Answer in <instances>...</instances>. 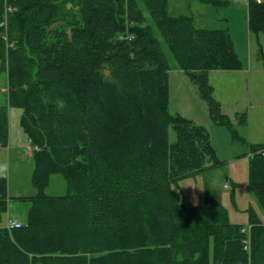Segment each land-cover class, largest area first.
I'll return each instance as SVG.
<instances>
[{"label": "trees", "instance_id": "obj_1", "mask_svg": "<svg viewBox=\"0 0 264 264\" xmlns=\"http://www.w3.org/2000/svg\"><path fill=\"white\" fill-rule=\"evenodd\" d=\"M6 5L0 0V60L9 59L0 146L8 141V108L20 110L38 193L25 224L8 229L0 175V264H264V223L252 209L246 234L213 199L196 212L173 189L220 162L205 127L169 112L171 69L144 11L214 121L226 125L208 73L242 66L228 30L170 16L167 0ZM247 27L264 33V1L248 0ZM250 148L249 187L264 214V155L257 153L264 145ZM55 174L67 181L63 196L43 193Z\"/></svg>", "mask_w": 264, "mask_h": 264}, {"label": "rangeland", "instance_id": "obj_2", "mask_svg": "<svg viewBox=\"0 0 264 264\" xmlns=\"http://www.w3.org/2000/svg\"><path fill=\"white\" fill-rule=\"evenodd\" d=\"M167 2L170 16L192 17L196 28L227 29L242 64L239 70H211L208 73L213 98L220 105V114L227 117L230 124L216 123L198 88L177 69L161 35L144 11L171 69L168 78L169 112L205 127L220 162L218 166L210 165L202 172L179 180L173 189L178 196L185 197L196 212L203 209L206 197L213 199L225 208L229 222L242 226L248 234L251 209L264 223L263 211L250 190L248 176L250 147L252 144H264V33L248 30L246 0H230L229 5L221 7L198 0ZM8 18L7 25L2 28V35L7 33L6 41L10 37ZM8 61L7 54L0 60V106L7 102ZM104 74L110 76L108 71ZM20 115V110L8 108V141L0 146V175L6 179L8 193L3 225L8 219L25 224L29 198L38 193L32 179L33 147L20 125ZM175 140V132L170 127L168 142L172 144ZM67 189L65 177L55 174L49 178L43 193L63 196ZM207 264H211L210 261Z\"/></svg>", "mask_w": 264, "mask_h": 264}, {"label": "built area", "instance_id": "obj_3", "mask_svg": "<svg viewBox=\"0 0 264 264\" xmlns=\"http://www.w3.org/2000/svg\"><path fill=\"white\" fill-rule=\"evenodd\" d=\"M263 1L264 0H256L257 3H261ZM4 4L6 5V0H4ZM13 10H14L13 7L10 4H7L5 7V14H10ZM3 40L6 41V36H3ZM6 44L9 46L8 41H6ZM257 153L264 155V149L258 150ZM19 227H21V224L15 220L8 219L6 222V228L8 229H14Z\"/></svg>", "mask_w": 264, "mask_h": 264}, {"label": "crops", "instance_id": "obj_4", "mask_svg": "<svg viewBox=\"0 0 264 264\" xmlns=\"http://www.w3.org/2000/svg\"><path fill=\"white\" fill-rule=\"evenodd\" d=\"M227 1H228V0H227ZM229 1H230V0H229ZM229 1H228V2H229ZM247 4H248V0H246V2H245V6H246V8H247ZM246 19H247V18H246ZM246 21H247V20H246ZM169 76H170V75H169ZM252 145H264V144H252ZM251 155H252V153H251ZM225 186H226L227 188L229 187L228 185H224V187H225ZM226 187H225V188H226ZM10 220H11V219H10ZM6 222H7V221H6ZM6 222H5V224H4L5 227H6ZM17 222H18V221H17ZM19 223H20V222H19ZM20 224L22 225V223H20Z\"/></svg>", "mask_w": 264, "mask_h": 264}, {"label": "water", "instance_id": "obj_5", "mask_svg": "<svg viewBox=\"0 0 264 264\" xmlns=\"http://www.w3.org/2000/svg\"><path fill=\"white\" fill-rule=\"evenodd\" d=\"M68 35H69V39H70V33H68Z\"/></svg>", "mask_w": 264, "mask_h": 264}]
</instances>
